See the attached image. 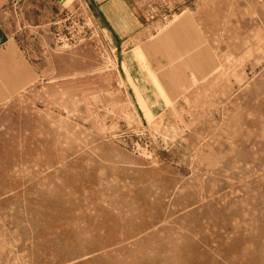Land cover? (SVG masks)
I'll use <instances>...</instances> for the list:
<instances>
[{
	"label": "rangeland",
	"instance_id": "obj_1",
	"mask_svg": "<svg viewBox=\"0 0 264 264\" xmlns=\"http://www.w3.org/2000/svg\"><path fill=\"white\" fill-rule=\"evenodd\" d=\"M134 4L132 46L2 10L40 77L0 104V264H264V0Z\"/></svg>",
	"mask_w": 264,
	"mask_h": 264
},
{
	"label": "crops",
	"instance_id": "obj_2",
	"mask_svg": "<svg viewBox=\"0 0 264 264\" xmlns=\"http://www.w3.org/2000/svg\"><path fill=\"white\" fill-rule=\"evenodd\" d=\"M63 2L66 0H57ZM85 2L94 12L102 27L110 33L114 42L120 46H132L143 41L147 18L134 6L135 0H77ZM10 0H0V15ZM183 21L175 23V28ZM131 50V49H130ZM131 55V54H127ZM127 62L129 56L124 58ZM40 77V70L28 58L20 46L8 35L0 21V104L23 92ZM144 75L138 82L143 84ZM141 85V84H139Z\"/></svg>",
	"mask_w": 264,
	"mask_h": 264
}]
</instances>
